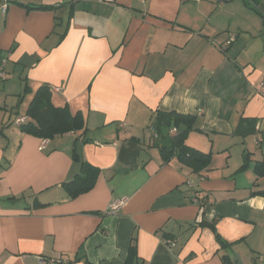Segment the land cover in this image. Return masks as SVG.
Returning <instances> with one entry per match:
<instances>
[{"label":"crops","instance_id":"1","mask_svg":"<svg viewBox=\"0 0 264 264\" xmlns=\"http://www.w3.org/2000/svg\"><path fill=\"white\" fill-rule=\"evenodd\" d=\"M9 1L0 264H125L133 239L141 264H264V0ZM44 84L87 132L40 150L16 121ZM157 112L197 116L186 145L211 154L207 169L163 164L149 132ZM83 163L97 182L70 198L63 184Z\"/></svg>","mask_w":264,"mask_h":264},{"label":"trees","instance_id":"2","mask_svg":"<svg viewBox=\"0 0 264 264\" xmlns=\"http://www.w3.org/2000/svg\"><path fill=\"white\" fill-rule=\"evenodd\" d=\"M3 1L10 2L9 0H0V2ZM14 3L31 10H52L56 8L52 5L43 4L23 5L17 3L16 0ZM254 10L260 14L256 8H254ZM2 61L3 59L0 56V66ZM30 90L27 82H25L24 96L30 93ZM26 116L28 119L20 126V129L39 139L51 140L56 136L67 133L81 132V134L84 135L87 132L86 121L81 112L73 114L68 106L55 107L53 105L52 89L49 85H41L35 92L26 112ZM196 122L197 116L194 115H182L177 112L156 113L153 117L152 126L149 128L151 130L149 132H155L158 135L157 139L152 137L154 139L153 144L159 149L163 164H168L172 159L177 158L179 163L188 166L193 172H199L209 167L211 163V154L203 153L186 145L187 136L194 131ZM173 128L177 131L174 135H170L169 132ZM245 168L246 163L240 168V171ZM255 172L257 176H264V162H260L255 166ZM99 173V169L88 163H83L81 174L77 175L71 181L64 183L63 187L70 198H76L81 194L89 192L95 186ZM257 194L264 197V191H259ZM196 199L199 200L198 197ZM203 225L215 231L214 225ZM217 238L222 245H225L219 237ZM132 242L133 245H131L125 264H141V261L137 257L136 246L134 245L135 239H133ZM222 260L225 264H233L228 255H224ZM86 264L91 263L86 262Z\"/></svg>","mask_w":264,"mask_h":264},{"label":"built area","instance_id":"3","mask_svg":"<svg viewBox=\"0 0 264 264\" xmlns=\"http://www.w3.org/2000/svg\"><path fill=\"white\" fill-rule=\"evenodd\" d=\"M108 2H113L114 0H107ZM193 2L195 3H199L201 2V0H192ZM9 7H10V2H7V1H3V2H0V17H3L7 14L8 10H9ZM5 64H6V61H2L1 63V66H0V80L4 81L6 79V74L4 72V67H5ZM57 91H60V89H56ZM27 117H21V118H18V120L16 121L17 125H22L23 123H25L27 121ZM176 129L173 128L170 130L169 134L170 135H174L176 133ZM152 134V137H154V139H157L158 138V135L155 133V132H151ZM49 143V140L48 139H44L41 143V147H40V150H44L47 145ZM196 202H198V200L196 199L195 200ZM122 205V202H113L111 203L110 207H109V212L110 213H116L120 206ZM168 244L173 247L175 246V241H167ZM40 260V263L42 264H46V263H51V264H58L60 262H62L61 260L59 261L56 260V259H50L49 261L45 260V259H39Z\"/></svg>","mask_w":264,"mask_h":264},{"label":"water","instance_id":"4","mask_svg":"<svg viewBox=\"0 0 264 264\" xmlns=\"http://www.w3.org/2000/svg\"><path fill=\"white\" fill-rule=\"evenodd\" d=\"M233 261H234L235 264H243V262L241 261V259L238 256H235L233 258Z\"/></svg>","mask_w":264,"mask_h":264}]
</instances>
